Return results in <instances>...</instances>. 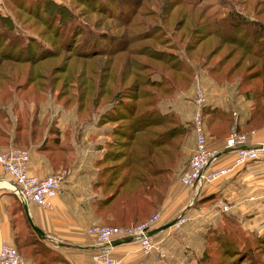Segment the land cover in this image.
Instances as JSON below:
<instances>
[{
  "label": "trees",
  "instance_id": "obj_1",
  "mask_svg": "<svg viewBox=\"0 0 264 264\" xmlns=\"http://www.w3.org/2000/svg\"><path fill=\"white\" fill-rule=\"evenodd\" d=\"M6 1L16 9L33 16L35 20H40L41 14L48 13V17L40 24L43 26V32L51 30L53 39H57L61 29L68 32L65 33V39L68 41L72 36L81 37L84 33L90 38L89 30L86 29L84 32L74 22L76 17H79L86 25L89 19L87 12L93 11L94 7L101 9L99 11L101 14L107 13L110 17H117L120 21H124L126 26H130L129 29L136 25L144 27L142 32H136L132 37L133 42H141L140 46L127 48L128 42L125 43L124 38L117 39L120 42L117 44L111 42L110 36H106V45L97 44L92 39L88 42L89 38H81L76 44L79 48L67 49L69 58L70 56L89 58L96 55H105L110 58L114 53L123 52L129 55L128 60L131 63L127 64L125 70H121V75L125 76L124 73H126V76L128 74L132 76V80L126 86L129 94L119 96L123 88L117 89V87L121 81H124L123 76L121 80L116 78L112 83L114 89L105 87L103 77L100 76L97 83L93 84L94 88L96 87L94 92L78 90L76 95L74 109L78 114L75 116L81 118V123H91L99 129L96 135L108 136L104 147H101L99 143L96 144L102 149L97 160L100 166L98 169L100 177L97 183L103 194L101 204L105 209L102 216L104 222L123 226L145 220L153 210L158 208L175 178V172L183 164L184 154L180 146L189 128L191 131L190 122H184L174 108L161 107L164 104L163 101L172 99L181 90V85L176 84L174 80L177 75L182 77L184 88L190 81L189 74L193 70L187 65L189 63L184 64L178 55V44H181L183 40L185 52H198V59L201 60L199 69L205 68L204 72H200L201 76L207 75L213 84L234 81L236 93L243 94L251 101L246 116L240 124H236L237 130L245 132L264 124V10H262L264 0H254L251 6H248L250 3L247 0H228V2L218 0L214 10H210L206 4H201L203 0H176V2L173 0L156 2L155 0L152 3L158 6L157 11L149 14L143 11V8L138 16L153 20L156 29L151 28L150 23L139 22L141 20L127 24L130 20L124 17L125 10H133L132 6L129 7L133 1L125 5L120 2L118 11L108 7L105 12L106 0H101L102 2H98V5L89 0H76L84 4L81 11L76 13L73 9H67L64 5L55 4L49 0H39L41 4L36 8L33 7V11L27 10L31 0ZM20 1H26V3ZM135 1L137 6H140L142 0ZM174 7H176L174 15L176 18L171 27L165 29L164 21ZM51 9L53 12H50ZM5 20L8 21V26L14 27L9 18L6 17ZM156 20L159 23H155ZM55 22L56 25L53 28ZM181 28L184 29L181 30L177 39L173 38L174 33ZM43 32L38 31L37 35L40 36ZM103 37L104 35L99 34L97 39L100 40ZM6 39V44L9 46L11 38ZM32 41L36 45L35 49L33 48L35 50L33 55L20 47L13 51L2 50L0 53V80L4 86H10L12 83V74L9 75L3 71L10 68L9 64L28 63L33 66L34 72L38 63L35 61L54 56L55 50L49 42V47H45L34 38ZM205 41L208 48L202 56L201 47ZM220 50L224 52L220 57L215 58ZM134 56H136L135 59ZM106 67L107 65H104L102 68ZM52 69H58V67L55 66ZM14 77L17 75L14 74ZM81 82H71V84L77 89L83 83ZM51 83L53 82L49 79L47 85L38 84V90H51ZM61 84L64 85V83ZM14 91L15 87L9 92L5 91L0 98L2 103L0 104V121H2L0 122V148L9 145L24 147L39 139L44 144L48 138L58 144L59 129L55 120L45 123V116L40 119L38 110L34 115H28L24 110L25 112H21L14 120L6 114L2 101L8 99L13 101L14 95L11 93H16L18 90ZM105 93L108 94V100L102 102V96ZM82 107L85 108V112H81ZM202 115L204 121L208 122L212 135L226 133L225 128L231 119L229 109L220 108L206 100L202 107ZM72 130L73 126L70 124L63 130L65 141L61 144V150L64 154L66 153L65 145L69 146V139L71 141V138H74ZM43 136H45L44 139H42ZM9 202L10 244L16 250L18 248L26 250L28 246H31L32 249L28 251L26 257L33 258V264H61L63 259L57 251L48 246L44 240L39 239L29 226L21 201L14 193ZM16 212L19 215L15 214ZM217 221L201 238L196 264L209 263L205 262L208 259L205 244L209 240L217 243L218 249L224 255L230 251L246 249L249 252L248 242L240 240L239 235H242L243 231L235 214H221ZM16 223L24 225L27 230L26 235L22 236L20 229L15 230ZM207 233L213 234L212 238ZM254 238L263 240L264 233ZM235 254L237 255L238 252Z\"/></svg>",
  "mask_w": 264,
  "mask_h": 264
},
{
  "label": "crops",
  "instance_id": "obj_2",
  "mask_svg": "<svg viewBox=\"0 0 264 264\" xmlns=\"http://www.w3.org/2000/svg\"><path fill=\"white\" fill-rule=\"evenodd\" d=\"M200 78L202 82L205 79V85L207 84L209 90L207 100L231 112V119L225 132L234 123L240 124L250 109L251 101L243 94L236 93V83L224 81L221 84H213L207 75H200ZM232 111H236V118L232 116ZM55 122L59 129L58 144L48 138L44 144L39 139L35 143L32 141L24 145L28 151V171L38 177H44L60 170H66V173L58 193L51 200L52 209H43L35 203L27 202L28 213L33 224L44 232L45 237L42 240L62 257L61 264H98L90 259L97 245L82 230L92 224L104 223L102 216L105 209L101 204L103 194L97 183L100 177L98 170L100 166L97 160L102 149L93 144H82L85 138L82 139L79 133L73 135L74 138H71V141L69 139L70 145H65L66 153L64 154L61 144L65 141L63 130L68 125V121L61 123L57 116ZM212 123L215 124L214 120ZM204 129L208 144L220 148L222 138L226 133L212 135L206 120ZM250 130L253 131V134H248L250 144H264V124L245 130V133ZM98 137L102 136L96 135L95 140ZM44 138L45 136L42 137ZM190 140L192 149L193 138L191 137ZM231 156L230 151L224 152L219 156L215 165H226ZM3 181L9 186L4 185ZM10 185L9 178L2 173L0 168V244L11 243L8 210L9 200L12 197ZM263 188L264 154L254 161L245 163L237 170L231 171L226 177L204 183L200 187L193 186L183 189L177 184L175 177L156 209L161 213L159 225L178 215L185 216L186 221L182 224L180 231L173 230L169 226L155 236L152 235L162 241L161 246L171 253L169 257L173 259H166L167 264H171L169 262L180 263L178 259L181 258L182 253L179 258H176V253L182 249L185 248L184 251L190 252L194 245L198 247L201 235L203 236L208 228L216 223L221 214L231 213L240 216L249 211L251 216H258L264 209V197L261 196ZM248 195L256 197L254 202L246 201ZM218 199H222L229 205L228 212H221L216 208L215 203ZM112 251L120 257L121 264H161L164 261L156 254L141 255L138 246L133 241L114 244ZM163 253L165 254L164 251Z\"/></svg>",
  "mask_w": 264,
  "mask_h": 264
},
{
  "label": "rangeland",
  "instance_id": "obj_3",
  "mask_svg": "<svg viewBox=\"0 0 264 264\" xmlns=\"http://www.w3.org/2000/svg\"><path fill=\"white\" fill-rule=\"evenodd\" d=\"M55 4H61L64 5L67 9H73V12H80L84 6L82 3L76 2V0H49ZM133 1V2H132ZM155 0H142L140 6H137L136 1L134 0H106L107 5L104 7V10L106 12V9L110 7L114 11H118L117 7L120 6V2L122 5L129 4V7L132 6L133 10H125L124 17L129 19L130 21L127 24L136 22L138 20H141L139 22L143 24H149L150 27L153 29H156L153 20H151L148 17H139L138 13L143 10L150 13H153V11L158 10V6L153 4ZM158 0H156L157 2ZM218 0H203L201 4H206L210 10H214L216 8ZM224 2H228V0H223ZM254 0H247V2L250 3L251 6L252 2ZM26 3V1H20ZM89 2H94V4H97L98 2H102L101 0H89ZM145 2V3H144ZM173 2H176V0H173ZM41 4L39 0H31V3H29V8L27 10L33 11V7L36 8ZM139 4V3H138ZM227 4V3H225ZM98 5V4H97ZM228 5V4H227ZM235 8V7H234ZM247 8V6H246ZM175 9L176 7L172 8L169 12V17L164 21L165 23V29H169L171 27V24L173 23V20L176 18L175 15ZM93 11L87 12L88 15V23L84 25L82 23V19L79 17H76V22L79 27L82 28V30H89L90 38L87 34L81 35L79 37L78 35H74L71 37V39L68 41L65 39V33L66 30L63 31L60 30L59 36H57V39H53L51 36V30L43 32V26L40 24L45 18L48 17V13L41 14L40 20H35L33 16L28 15L23 10L16 9L13 5H11L6 0H0V53L2 50L5 51H13L16 50L18 47L21 49H26L24 51H29L33 55V48L35 49L36 45L32 41L33 38L37 41H39L43 46L49 47V43L54 48V56L51 57H45L42 60L35 61L36 69L33 72V66H30L28 63H13L9 64V69L6 68V71L9 75L12 74V83H10V86H4L3 82L0 80V98L2 97L3 93L5 91H11L12 89L15 91L18 90L16 93H11V95H14V100L10 101L9 99L6 101H2L4 103V110L6 114H9L12 120H14L15 117H19V114L23 112L24 110L28 113V115H34V113L38 110L39 118H43L45 116V123L51 120H55V118L58 116L61 123H64L65 121H68L67 123L73 126V132L74 135H77L80 133L82 139L85 138V140L82 142V144H93L96 145L97 143L101 144V147H104V142L108 138V136L98 135L102 137H98L97 140H95L94 133L99 131V129H96V127L93 126L91 123H86L80 121L81 118H77L75 115L78 114L74 109L75 103H76V95L78 90L79 91H85V92H94L96 87L94 88L93 84L97 83L98 79L103 77L105 87H112L114 89V85L112 84L115 79L121 80V70H125L127 67V64H131L129 62V58L125 53L118 52L114 53L112 57H107L105 55H96L89 58H78L75 56H68V50L67 49H76V44H78V41L83 39H88V42L94 40L97 44H102V46L106 45V36L111 37V42L119 44L120 42L117 39H125V43L128 42L127 48L130 47H136L140 46L141 42L132 41L134 40L133 34L136 32H142L144 30V27L141 25H136L134 28L129 29L130 26H126L124 21H120L117 19V17H110V14L99 12L101 9L98 7H94L92 9ZM264 10V9H262ZM50 12H53L51 9ZM7 18L10 19L12 24H14V27L11 28L7 24ZM155 23H159L157 20ZM161 24V23H160ZM56 22L53 23V28L55 27ZM150 28V29H151ZM160 28V27H159ZM152 29V30H153ZM184 28H181L178 32L174 33V37L177 39V36L183 30ZM38 31H41L40 36L37 35ZM68 33V32H67ZM66 33V34H67ZM101 34L104 35L103 38L99 40L97 39V36ZM11 38L9 42V46H7L6 38ZM186 37V36H185ZM132 41L131 43H129ZM176 41V40H175ZM49 42V43H48ZM183 44L184 40L181 44H178V50L181 57V60L184 64H187L191 67L193 70L190 75V81L187 84V87L184 88L185 85L182 81V77L177 75L174 80L176 84L181 85V90H179L170 100L163 101L164 104L161 105L163 108L164 106L174 108L178 114H180L182 120L184 122H189V118L192 113V105L190 102V94H191V85L193 82V75L195 73L200 74V72H204L205 68L199 69V66H201L200 62L201 60L198 59L196 51H190L185 52L183 50ZM76 45V46H75ZM79 48V47H77ZM202 56L206 53L207 41H205L202 44ZM199 49V47H198ZM72 51V50H71ZM224 50H220L218 54L215 56V58H218L222 55ZM50 55V54H49ZM136 56L133 58L135 59ZM104 65H107V67L104 69L102 68ZM57 66L58 69H52V67ZM102 68V69H101ZM51 72H50V70ZM55 70V71H53ZM53 71V72H52ZM39 72L40 74H36ZM14 74L17 75V77H14ZM34 74V77H33ZM36 74V75H35ZM42 74V75H41ZM125 76H123L124 81H121L120 85H118L117 89L120 87L121 89L119 96H125L129 94L126 88L127 84L130 83L132 80L131 75H127L124 73ZM143 74H145L143 72ZM201 75V74H200ZM71 78H69V77ZM69 78V79H68ZM51 80V90H45L39 89L38 84L45 83L48 84V80ZM68 79V80H67ZM67 80V82H66ZM82 81L84 83L80 84L77 89L74 88L73 84L71 82H80ZM67 85H66V83ZM61 83H64L62 85ZM204 83V84H203ZM201 84L203 89H205L207 93V99L209 90L207 87V84L205 85V79ZM183 85V86H182ZM10 87V88H9ZM14 91V92H15ZM114 91V90H113ZM85 94V93H84ZM108 100V94L105 93L102 96V102ZM2 104V103H0ZM85 108L82 107L81 112H85ZM24 111V112H25ZM33 112V113H32ZM68 118L67 120H64ZM79 120H77V119ZM70 119V121H69ZM2 123V121H0ZM189 128V127H188ZM227 133V132H226ZM191 131L189 128V132L185 134L183 141L181 143L180 149L181 152L184 154L182 158V165L180 168L182 169L185 165L190 149H191ZM7 147V146H6ZM4 147H1L3 149ZM24 148V147H23ZM103 152V151H102ZM180 168L175 172V176L177 177V174L180 172ZM157 211V210H153ZM151 212L150 215L153 213ZM15 214H18L16 212ZM149 215V216H150ZM148 216V217H149ZM239 224L241 226V230L243 231L242 235L240 236V240H243L244 242H248L247 246L250 248L249 252L246 249L245 251H230L226 255L222 254L220 249H218V244L213 242V240H209L206 242L205 247L207 251V261L209 263H201V264H264V239L259 240L255 239L254 237H257V235L264 233V209L258 216H251L249 211H246L244 214L237 216ZM147 217V218H148ZM161 221V220H160ZM14 222V221H13ZM142 222V221H141ZM218 222V221H216ZM139 223V222H138ZM221 224V223H220ZM100 225H114V226H120L116 225V223H109L104 222ZM181 226L179 228L174 229L175 227L172 225L170 228L176 231L181 230ZM20 229L21 235L24 236L27 234V230L24 227L23 224L16 223V229ZM182 232H180V235ZM210 234V233H207ZM183 236V235H181ZM209 236H213V234H210ZM208 236V237H209ZM153 240L156 242L158 241L160 245V249L165 252L164 255H162L160 258L164 259L161 264H167L166 259H173V257L170 256V252L168 253L166 249H164L161 246L162 241H159L156 237H152ZM201 238L202 235H201ZM201 244V240L198 242V245ZM204 245V241H203ZM194 248L190 249L189 251H179L176 253V258H179L180 254L181 258L178 259L180 263L176 264H196L195 260L197 255L200 252L199 247L197 245L193 246ZM257 247V249H255ZM32 249L31 246L27 247L26 250L17 249L21 258V264H33V258L26 257L28 255V251ZM235 252H238L236 255ZM141 254V253H140ZM156 254L157 256H160L158 253H152ZM148 254V255H152ZM143 255V254H141ZM184 255V256H183ZM168 256V257H167ZM167 257V258H165ZM199 257V255H198ZM173 264L172 262H169ZM121 264V263H120Z\"/></svg>",
  "mask_w": 264,
  "mask_h": 264
},
{
  "label": "built area",
  "instance_id": "obj_4",
  "mask_svg": "<svg viewBox=\"0 0 264 264\" xmlns=\"http://www.w3.org/2000/svg\"><path fill=\"white\" fill-rule=\"evenodd\" d=\"M190 102L192 113L189 118L193 146L189 157L177 174L176 182L183 188L200 187L204 183L216 181L227 176L231 171L237 170L245 163L258 159L264 154V144L251 145L248 133L237 130L232 125L221 141L220 148L208 144L204 129L202 107L207 100V93L201 84L198 73L193 75ZM236 118V111H232ZM230 151L232 156L226 165L216 166L221 154ZM0 168L10 180L12 193L20 201L35 203L43 209H52V198L58 193L66 170H60L44 177H38L28 171V151L23 147L9 145L0 150ZM261 196L264 197V188ZM256 197L248 195L246 201L254 202ZM221 212H228L230 207L222 199L215 203ZM161 220V213L154 211L148 218L136 224L123 226L92 224L83 228V233L92 238L97 245L96 251L90 259L98 264H120V257L113 251L112 240L130 237L138 246L143 255L164 253L158 241L153 240L147 232L157 227ZM186 221V217L178 215L172 225L179 228ZM171 225V226H172ZM0 264H21V258L15 247L7 242L0 244Z\"/></svg>",
  "mask_w": 264,
  "mask_h": 264
},
{
  "label": "water",
  "instance_id": "obj_5",
  "mask_svg": "<svg viewBox=\"0 0 264 264\" xmlns=\"http://www.w3.org/2000/svg\"><path fill=\"white\" fill-rule=\"evenodd\" d=\"M21 204H22L23 212L25 214V217L27 219V222H28L29 226L31 227V229L33 230V232L36 234V236L38 238L43 239L45 237V234H44V232L40 228H38L37 226H35L33 224L32 220H31V218L29 216V213H28L27 203L22 200L21 201ZM174 220H175V218H173V219H171V220H169V221H167V222H165V223H163V224H161V225H159V226H157V227L149 230L147 232V235H153L155 233H158V232H160V231L168 228L169 226L172 225V223L174 222ZM131 240L132 239L130 237L122 238V239H115V240H112L111 241V244L114 245V244H117L119 242H130Z\"/></svg>",
  "mask_w": 264,
  "mask_h": 264
},
{
  "label": "bare ground",
  "instance_id": "obj_6",
  "mask_svg": "<svg viewBox=\"0 0 264 264\" xmlns=\"http://www.w3.org/2000/svg\"><path fill=\"white\" fill-rule=\"evenodd\" d=\"M4 182H5V181H3V183H4ZM4 185L9 186V184H8L7 182H5Z\"/></svg>",
  "mask_w": 264,
  "mask_h": 264
}]
</instances>
